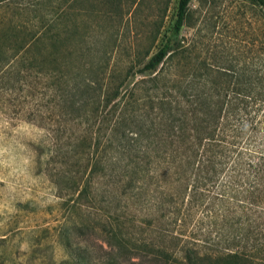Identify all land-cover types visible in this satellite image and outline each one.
Listing matches in <instances>:
<instances>
[{
  "label": "trees",
  "instance_id": "trees-1",
  "mask_svg": "<svg viewBox=\"0 0 264 264\" xmlns=\"http://www.w3.org/2000/svg\"><path fill=\"white\" fill-rule=\"evenodd\" d=\"M192 1L179 0L170 34L151 54L161 35L155 21L151 47L126 54L125 68L112 61L126 39L117 16L106 15L101 46L76 23L57 34L51 22L15 46L0 27V74L35 73L60 123L86 125L71 149L87 158L86 176L60 180L69 203L92 204L101 178L103 218L73 227L90 245L62 231L75 251L62 264H264V0H253L260 36L243 63L236 56L227 66L197 63L183 43ZM74 59L86 61L75 67ZM30 121L48 116L37 109Z\"/></svg>",
  "mask_w": 264,
  "mask_h": 264
},
{
  "label": "rangeland",
  "instance_id": "rangeland-1",
  "mask_svg": "<svg viewBox=\"0 0 264 264\" xmlns=\"http://www.w3.org/2000/svg\"><path fill=\"white\" fill-rule=\"evenodd\" d=\"M107 1L6 0L0 4V27L11 38L7 46H15L25 37L37 36L44 27L52 26L51 22L57 34L76 23L81 32L94 36L91 41L97 44L93 46H101L108 31L106 15L117 16L120 23L116 28L126 39L123 51H117L112 61L121 60L125 68L130 65L126 54L151 47V33L160 19L161 35L150 48L151 54L158 50L174 26L179 5V0H119L122 6L116 10ZM191 12L181 38L197 63L227 66L236 56L243 63L247 43L254 34L260 36L263 27L262 11L253 0H193ZM139 35L141 40H137ZM85 61L74 59L71 65ZM26 75L27 71L0 74V264H62L75 255L73 248L66 246L65 228H71L73 245L91 244L76 238L73 227L89 220L101 221L103 188L99 177L92 204L86 199L76 207L69 203L72 194L60 180L63 176H86L87 158H76L71 150L75 135H84L86 125L60 123L59 111L40 93L36 74L24 78ZM141 78L137 75L135 80ZM37 109L48 116L46 123L30 121V114ZM129 212L147 216L132 205Z\"/></svg>",
  "mask_w": 264,
  "mask_h": 264
}]
</instances>
